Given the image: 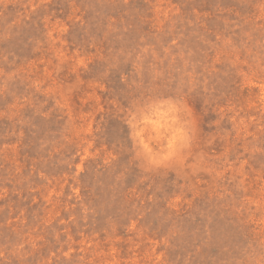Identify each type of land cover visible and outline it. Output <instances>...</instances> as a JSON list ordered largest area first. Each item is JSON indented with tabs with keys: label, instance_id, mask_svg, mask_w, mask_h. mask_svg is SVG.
I'll list each match as a JSON object with an SVG mask.
<instances>
[{
	"label": "rangeland",
	"instance_id": "obj_1",
	"mask_svg": "<svg viewBox=\"0 0 264 264\" xmlns=\"http://www.w3.org/2000/svg\"><path fill=\"white\" fill-rule=\"evenodd\" d=\"M0 264H264V0H0Z\"/></svg>",
	"mask_w": 264,
	"mask_h": 264
}]
</instances>
